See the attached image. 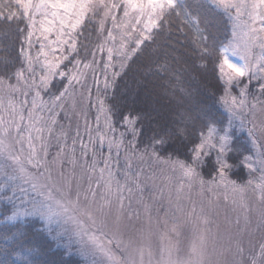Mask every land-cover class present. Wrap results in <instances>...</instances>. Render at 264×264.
Wrapping results in <instances>:
<instances>
[{"label":"snow or ice","instance_id":"1","mask_svg":"<svg viewBox=\"0 0 264 264\" xmlns=\"http://www.w3.org/2000/svg\"><path fill=\"white\" fill-rule=\"evenodd\" d=\"M213 10L231 21L226 42L209 44L200 28L201 13ZM174 16L194 27L192 56L200 67L210 62L218 69L219 101L228 112L227 125L218 127L214 119L204 124L187 160L160 154L157 147L167 143L165 136H153L141 148L139 118L106 103L130 62L161 46ZM13 22L23 36L21 67L0 75V201L12 206L7 220L38 218L67 254L75 246L85 264H264V120L257 122V113L264 114V0H197L195 5L182 0H0V24L7 25L0 26V34L7 36ZM89 24L102 40L91 53L85 49L82 58L79 37ZM97 52L106 53V59L98 61ZM0 62L8 63L6 58ZM57 79L61 88L53 92ZM92 107L95 127L88 119ZM116 116L125 127L118 135ZM235 120L241 129L251 125V149L237 147ZM136 160H151L178 177L175 212L193 224L186 252L175 213L154 223L149 205L136 201L139 207L133 208L144 174L143 168L133 171ZM238 169H246L248 179H233ZM194 188L201 196L199 210L195 202L186 210L181 194ZM221 201L235 220L226 213L223 231L217 225L213 232L212 213Z\"/></svg>","mask_w":264,"mask_h":264},{"label":"trees","instance_id":"2","mask_svg":"<svg viewBox=\"0 0 264 264\" xmlns=\"http://www.w3.org/2000/svg\"><path fill=\"white\" fill-rule=\"evenodd\" d=\"M182 3L195 5L197 0H182ZM0 26L7 29V25ZM18 26L24 28L25 24ZM16 28L13 22L7 36L0 34V58L8 61L7 64L0 62V75L6 72L10 75L21 66L23 36ZM200 28L209 35V44L214 40L217 44L226 42L231 37V21L216 10L201 13ZM97 39V31L89 24L79 37L80 57L86 55L85 49L88 53L94 50ZM194 41V27L184 25L174 16L160 38L161 46L155 52L148 49L139 59L134 58L107 100V104L116 106L123 114L139 118L136 128L141 132L140 147L147 145L153 136H165L167 143L157 150L163 156L171 155L181 160L190 158L189 150L198 142V133L209 119L217 121L218 127L227 125L228 121L219 101L223 85L218 69L210 62L206 68L200 67L199 61L192 56L196 47ZM60 88L58 84L54 89ZM114 121L117 128L124 126L119 116L114 117ZM180 129H185L183 135H179ZM234 140L237 147L251 149L244 136L234 135ZM205 176L207 178V170ZM245 177V169L234 170L232 175L238 181ZM0 264H83V261L59 249L43 230L42 223L32 219L0 224Z\"/></svg>","mask_w":264,"mask_h":264},{"label":"rangeland","instance_id":"3","mask_svg":"<svg viewBox=\"0 0 264 264\" xmlns=\"http://www.w3.org/2000/svg\"><path fill=\"white\" fill-rule=\"evenodd\" d=\"M101 40H102V37H100L98 34L97 44L100 43ZM96 45H95V47H96ZM38 48H39V45L36 44L31 49L33 56L36 55ZM94 50H95V48H94ZM256 51L259 52V49H257ZM231 58L233 60H235L236 62H239L237 57H231ZM91 59H92V57L89 60H91ZM96 59L98 61L102 62L104 59H106V53L101 54V53L97 52L96 53ZM69 67H71V65H69ZM37 73H39V68H37ZM13 83H15V80H13ZM89 83H91V80H89ZM255 83L256 82L253 81V85L250 87L249 99H251V94L255 92V87H254ZM58 84H61V83L57 79L54 82V85L52 88L53 92L56 91L54 88ZM110 91H109L107 100L110 96ZM238 93H239V89L234 87L233 88V95H238ZM94 97H95V88H93V98ZM45 99H47V97H45ZM107 100H106V103H107ZM222 108H223V110H224V112L228 118V112L226 111V109L224 108L223 105H222ZM96 115H97L96 109L94 107L90 108L88 111V119L90 122H92L93 127H95ZM248 119L251 120L252 117L248 116ZM260 120H264V114L257 113V122L259 123ZM62 122L67 124L66 120L62 121ZM75 124H76V119L73 118V120H72L73 128L75 127ZM233 124H234V127H233L232 131H233L234 135H238L240 137L244 136L245 141H247V143L252 148L250 139L248 138V128L251 127V125L246 123L245 127L243 129H241L239 126V124H240L239 120H235L233 122ZM100 127H101V129H103V118H101ZM117 130L118 131L116 134L118 135L119 132L125 131V127L123 126L122 128H117ZM127 138L128 139L131 138L130 133L128 134ZM260 142L264 143V137L260 138ZM53 151H54V149H53ZM253 152H255V149H253ZM105 154H106V151H105ZM120 167H121V169H123V167H124L123 154L121 155V158H120ZM141 168H143V173H144L141 177L142 189L134 192L133 208L139 207V205L136 203V201H142L144 204L149 205L151 207V210H152V217H153L154 223H155L156 219L163 221L165 218H172L173 213H175V216L177 218H180V220H181L179 240L181 243L182 250L184 252H186L189 240L191 239V237L193 235V224L191 222H185L183 220V217L181 216V213L175 212V209H176V191H175V188H176V182H177L178 177L175 174H173L172 172H170L169 170L163 169L162 166H158V165L154 164L151 160H146L143 164L138 160L133 162V171H137ZM245 171H246V177L244 180H242L240 182H243L246 179H248L247 170L245 169ZM256 175H258V174H256ZM170 194H171V203L169 200ZM184 197H190V199H185ZM192 202L196 203L197 210H199V206H200V202H201V196L199 194L198 188H194L191 191V193H189L187 190H185V192L181 194L180 204L186 210L191 208ZM17 203H18V201H17ZM11 207H12L11 204H7L5 201H0V224L25 222L26 220L38 219L36 217L27 216V217H23L21 219H17L15 221H9L5 217L7 215H11ZM6 208L8 209V211H5ZM140 210H141V212H143L142 208H140ZM226 213L233 220H235V214L231 213L230 208L226 209L224 204H223V201H221L220 207L215 212L212 213L213 223H212L211 227H212L213 232L216 231L217 225H219L220 230L223 231V229L225 227V214ZM166 214H167V217H166ZM39 221L42 223L43 230L48 234V231H47L46 227L44 226V223L41 220H39ZM48 236L52 239V237L49 234H48ZM259 239H260V234L257 233L254 243L258 242ZM52 240L55 242L56 246L59 249H63L67 253V249L64 246L58 244L57 241H55L54 239H52ZM244 247H245V257H247L248 250L250 247L248 242H247V238H245V240H244ZM69 255H76L77 257L81 258V260L83 261V264H85L84 258L76 253L75 246L73 247L72 253ZM227 259L231 260V256L229 255L227 257Z\"/></svg>","mask_w":264,"mask_h":264}]
</instances>
